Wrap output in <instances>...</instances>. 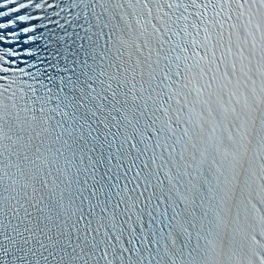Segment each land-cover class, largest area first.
Returning <instances> with one entry per match:
<instances>
[{"label": "snow or ice", "instance_id": "snow-or-ice-1", "mask_svg": "<svg viewBox=\"0 0 264 264\" xmlns=\"http://www.w3.org/2000/svg\"><path fill=\"white\" fill-rule=\"evenodd\" d=\"M6 40L0 264H264V0H0Z\"/></svg>", "mask_w": 264, "mask_h": 264}]
</instances>
